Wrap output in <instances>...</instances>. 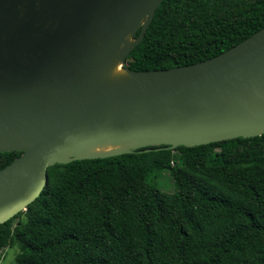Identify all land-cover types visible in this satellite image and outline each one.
I'll return each instance as SVG.
<instances>
[{"label":"water","instance_id":"95a60500","mask_svg":"<svg viewBox=\"0 0 264 264\" xmlns=\"http://www.w3.org/2000/svg\"><path fill=\"white\" fill-rule=\"evenodd\" d=\"M162 1L0 0V152H21L0 168V224L54 164L264 134V26L202 61L129 68Z\"/></svg>","mask_w":264,"mask_h":264},{"label":"trees","instance_id":"16d2710c","mask_svg":"<svg viewBox=\"0 0 264 264\" xmlns=\"http://www.w3.org/2000/svg\"><path fill=\"white\" fill-rule=\"evenodd\" d=\"M264 26V0H163L133 70L215 56ZM138 30L135 36L139 34ZM21 152H0V168ZM168 170L171 193L152 182ZM0 224L14 264H264V134L54 164Z\"/></svg>","mask_w":264,"mask_h":264},{"label":"rangeland","instance_id":"374dc122","mask_svg":"<svg viewBox=\"0 0 264 264\" xmlns=\"http://www.w3.org/2000/svg\"><path fill=\"white\" fill-rule=\"evenodd\" d=\"M152 182L162 192L171 193L174 190L173 179L168 170L161 172ZM17 251L16 246L5 247L2 251L0 264H14Z\"/></svg>","mask_w":264,"mask_h":264},{"label":"bare ground","instance_id":"6f19581e","mask_svg":"<svg viewBox=\"0 0 264 264\" xmlns=\"http://www.w3.org/2000/svg\"><path fill=\"white\" fill-rule=\"evenodd\" d=\"M125 72L124 70H122L120 68V64L119 63H116L113 71H112V76H120V75H124ZM116 145H111V144H106V145H103L102 147L100 148H97L98 150H104V149H111V148H114Z\"/></svg>","mask_w":264,"mask_h":264}]
</instances>
